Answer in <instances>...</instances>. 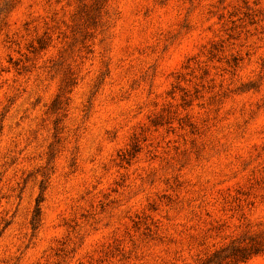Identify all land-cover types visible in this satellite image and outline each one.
Listing matches in <instances>:
<instances>
[{"label": "rangeland", "instance_id": "rangeland-1", "mask_svg": "<svg viewBox=\"0 0 264 264\" xmlns=\"http://www.w3.org/2000/svg\"><path fill=\"white\" fill-rule=\"evenodd\" d=\"M250 237L264 0H0V264H202Z\"/></svg>", "mask_w": 264, "mask_h": 264}, {"label": "trees", "instance_id": "trees-1", "mask_svg": "<svg viewBox=\"0 0 264 264\" xmlns=\"http://www.w3.org/2000/svg\"><path fill=\"white\" fill-rule=\"evenodd\" d=\"M36 214L40 213L39 203ZM243 241H233L208 256L202 264H241L247 262L252 257L264 252V238L250 237Z\"/></svg>", "mask_w": 264, "mask_h": 264}]
</instances>
